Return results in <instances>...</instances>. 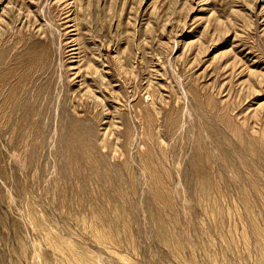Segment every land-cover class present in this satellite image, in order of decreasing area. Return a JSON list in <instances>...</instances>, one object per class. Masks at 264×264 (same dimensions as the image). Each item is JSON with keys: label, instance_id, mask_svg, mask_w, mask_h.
<instances>
[{"label": "rangeland", "instance_id": "374dc122", "mask_svg": "<svg viewBox=\"0 0 264 264\" xmlns=\"http://www.w3.org/2000/svg\"><path fill=\"white\" fill-rule=\"evenodd\" d=\"M114 2L0 0V264H264V0Z\"/></svg>", "mask_w": 264, "mask_h": 264}, {"label": "bare ground", "instance_id": "6f19581e", "mask_svg": "<svg viewBox=\"0 0 264 264\" xmlns=\"http://www.w3.org/2000/svg\"><path fill=\"white\" fill-rule=\"evenodd\" d=\"M138 2H141V1H138ZM118 4V0H115L114 4L111 5L110 9L106 11L105 15L103 14V16L101 18H99V21H102L103 24H106L105 26H110L112 25V23L114 22V20H117L118 18V12H117V5ZM127 5V4H126ZM90 7L92 8V5H90ZM89 8V7H88ZM119 8V7H118ZM87 10V9H85ZM89 12L88 13H84L85 16H87V14L89 15H92V11L91 9H88ZM98 10V9H97ZM126 11V10H125ZM104 12V11H103ZM163 12V11H162ZM98 14V13H97ZM141 14V13H140ZM156 15V14H155ZM98 17V16H97ZM86 20H88L86 18ZM125 20V19H124ZM154 24L156 25V28H155V31H159L160 28H161V23L162 21L160 20V18H157V19H154ZM90 22L88 21V23L86 22V24H89ZM93 23V22H92ZM99 24V23H98ZM104 26V27H105ZM99 30V29H98ZM113 32V31H112ZM101 33V32H100ZM118 34V33H117ZM113 35V34H112ZM96 36V35H94ZM110 36V35H109ZM102 38V37H101ZM114 38V37H113ZM120 39V38H119ZM106 75V74H105ZM8 86V85H7ZM15 89V88H14Z\"/></svg>", "mask_w": 264, "mask_h": 264}]
</instances>
